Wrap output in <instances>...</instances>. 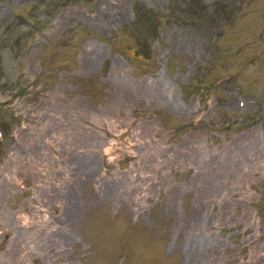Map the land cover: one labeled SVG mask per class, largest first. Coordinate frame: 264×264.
Instances as JSON below:
<instances>
[{
	"label": "rangeland",
	"instance_id": "1",
	"mask_svg": "<svg viewBox=\"0 0 264 264\" xmlns=\"http://www.w3.org/2000/svg\"><path fill=\"white\" fill-rule=\"evenodd\" d=\"M0 264H264V0H0Z\"/></svg>",
	"mask_w": 264,
	"mask_h": 264
},
{
	"label": "bare ground",
	"instance_id": "2",
	"mask_svg": "<svg viewBox=\"0 0 264 264\" xmlns=\"http://www.w3.org/2000/svg\"><path fill=\"white\" fill-rule=\"evenodd\" d=\"M210 167V166H209ZM212 169L214 170V165H212Z\"/></svg>",
	"mask_w": 264,
	"mask_h": 264
}]
</instances>
